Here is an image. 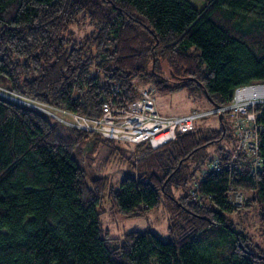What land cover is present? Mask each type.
Segmentation results:
<instances>
[{
    "label": "trees",
    "instance_id": "1",
    "mask_svg": "<svg viewBox=\"0 0 264 264\" xmlns=\"http://www.w3.org/2000/svg\"><path fill=\"white\" fill-rule=\"evenodd\" d=\"M85 23L93 29L79 40L71 26ZM0 73L17 95L92 118L106 99H136V78L163 92L195 86L224 106L236 87L264 81V0H0ZM256 111L264 123V102ZM219 120L158 148L137 144L142 157L161 156L156 170L146 165L115 187L89 176L84 146L91 135L113 149L120 141L0 94V264H264V250L223 213L237 209L232 183L251 195L245 206L264 230V166L239 161L198 179L202 150L221 142L224 162L223 143L236 140L225 113ZM261 150L264 158V133ZM105 198L128 217L164 203L168 240L150 228L112 236L98 210Z\"/></svg>",
    "mask_w": 264,
    "mask_h": 264
},
{
    "label": "rangeland",
    "instance_id": "2",
    "mask_svg": "<svg viewBox=\"0 0 264 264\" xmlns=\"http://www.w3.org/2000/svg\"><path fill=\"white\" fill-rule=\"evenodd\" d=\"M190 1L194 6L198 8L206 0ZM92 29V25L88 23H85L83 25L71 26V30L74 31L76 37L79 40L82 39L86 34L90 33ZM163 65L165 66V72H167L166 74H168V72H170L171 70L170 67L165 62H163ZM135 81L138 89L150 88L152 86L155 87L154 84L148 80H141L139 78H136ZM8 84L9 78L0 73L1 95L10 97L17 101L20 100L19 102L29 106H34L40 109L43 108L42 110L47 111L49 114L53 115L60 121L70 126L76 127L72 123H70L72 117L70 116L69 111L60 108L49 107L35 100L17 95L7 88ZM193 87H186L172 92H163L155 88L153 97L156 109L161 114L171 116H179L186 114L191 110H197L204 114L196 120V129L207 130L209 128L218 127L220 124L219 114L210 113V111L214 109L212 103L209 101L204 91L197 88L193 89ZM232 119L233 117L230 113H225V120L232 123ZM94 141H97L96 145L94 144ZM219 145H221V142L210 144L204 149L205 151H202L207 152L209 154L208 157L210 158L211 155L217 152L216 149ZM203 152H200L199 154L197 153L195 158L191 160L193 165L201 163ZM84 153H87V155H84V167L87 169L89 176H108L111 183L115 187L119 186L120 179L124 175L128 173H136L138 170L144 169L146 165L150 164L151 168L156 170L161 158V156L158 155H145L144 157H142L140 154L144 153L143 148L135 143H131L128 141L117 142V147L113 149V147L109 146L103 140L100 141L96 139V136L93 135H91L89 140L85 143ZM208 159H205L206 163ZM201 166L202 168H204L206 165L204 166L203 162V165ZM202 172L203 170L198 174V179L203 177ZM198 179H194L190 184L189 192L191 194H193V190L198 189ZM242 191L247 196L244 204L242 206H238L234 203H230L237 209L233 211L224 210L223 213L228 217V219L233 223L234 227L238 231H244L245 233L250 235L253 241L256 242L264 250V230L261 227L257 211L254 206H245V203L247 202L249 197H251V195L245 192L243 189ZM174 193L178 195L180 193V190L174 189ZM98 210L101 211L100 217L103 226L109 230L112 236L122 237L126 232L130 230H145L147 228H150L157 231L164 240H168L169 238V213L164 203H161L157 208L155 207L150 209L141 216L128 217L120 214L115 209H113L108 199L105 198L98 206ZM204 249L208 254H213L212 247L204 245Z\"/></svg>",
    "mask_w": 264,
    "mask_h": 264
},
{
    "label": "built area",
    "instance_id": "3",
    "mask_svg": "<svg viewBox=\"0 0 264 264\" xmlns=\"http://www.w3.org/2000/svg\"><path fill=\"white\" fill-rule=\"evenodd\" d=\"M136 99L119 104L112 99H106L102 104V115L99 118L87 117L72 112L70 123L87 131H96L102 137L131 143H147L152 148H158L175 140L179 132H187L195 128L196 120L202 116L197 110L179 115H164L155 106L153 93L155 87L139 88ZM120 86L115 84L111 94L118 97ZM264 102V81H255L234 89L232 101L224 106H215L210 113H230L233 117L232 126L236 140L233 145L223 143V149L228 152L224 162L217 153L208 159L202 175L209 170L220 171L224 166L240 167L239 161L248 163L253 172L264 166L262 156V135L264 123L259 120L256 106ZM197 184V182H196ZM198 186V184H197ZM199 187V186H198ZM197 190V189H196ZM196 190L192 193L195 195ZM247 196L240 187L229 184L228 200L230 203L242 206Z\"/></svg>",
    "mask_w": 264,
    "mask_h": 264
},
{
    "label": "water",
    "instance_id": "4",
    "mask_svg": "<svg viewBox=\"0 0 264 264\" xmlns=\"http://www.w3.org/2000/svg\"><path fill=\"white\" fill-rule=\"evenodd\" d=\"M19 101H20V100H19ZM42 109H43V108H42ZM222 115H223V114H219L220 119L222 118Z\"/></svg>",
    "mask_w": 264,
    "mask_h": 264
}]
</instances>
